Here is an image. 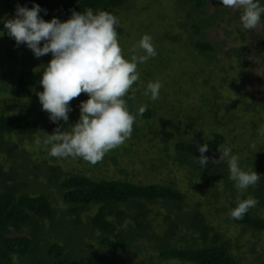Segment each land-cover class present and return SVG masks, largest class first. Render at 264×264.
Segmentation results:
<instances>
[{
    "label": "rangeland",
    "instance_id": "obj_1",
    "mask_svg": "<svg viewBox=\"0 0 264 264\" xmlns=\"http://www.w3.org/2000/svg\"><path fill=\"white\" fill-rule=\"evenodd\" d=\"M178 1L126 0L117 9H105L118 18V41L126 57L144 33L152 36L156 49L155 56L142 63L138 62L139 79L129 89L131 100H126L129 110L135 114V120L130 136L122 144L107 151L101 160L90 163L78 156H50V146L34 143L37 135L43 137L41 131L30 136L15 134L12 136L16 139V154L11 157L2 153V165L6 167L13 160L18 171H27L23 178L28 179V185L24 189L30 192L41 188L46 192L57 209L56 217L66 208L57 184L47 182L43 176L37 175L35 179L38 187L31 188L29 176L36 171L34 164L41 160L58 164L63 171L86 174L93 178L173 185L184 192L187 207L200 204L198 207L204 213L205 221L230 241V251L238 257L240 264H260L264 260V231L234 224L230 216L227 199L231 197L225 192L230 191L221 180L222 170L229 172L227 160L216 159L219 155L217 152L212 162L219 165L209 168L211 175L207 172L203 178H199L194 164L188 160L179 161L174 144L179 139L204 140L211 137L213 131L221 132L225 142L220 148L230 145L231 151L238 155L242 168L250 169L252 166L259 177L264 176V133L261 132L264 130V13L255 27L243 28L239 18L235 17L239 9L223 6L221 0H208L206 11L214 12L222 8V16L216 17L213 24L205 27L201 33L203 39L215 43V50L201 53L190 44L189 38L195 33L189 24L191 19L185 17V11L178 6ZM261 3L264 4V0ZM15 5L14 0H0V17L13 15ZM188 6L186 4V8ZM39 14L45 20L52 16L63 20L71 13L55 7ZM191 14L196 16L197 12L191 9ZM233 47L242 48V55L236 56L231 52V55L225 54V51ZM135 51L138 54L143 52L139 48ZM49 58V53L36 57L23 43L16 45L8 35L0 36V113L29 111L37 116L42 126L40 130L48 134L52 132L47 128L48 125L55 122L49 120L46 110L41 109L36 97V91L41 90L42 86L37 84L30 97H14L8 90L16 83L15 79L21 69L29 67L41 72V64L47 63ZM156 79L162 82V87L158 98L152 100L145 95V89L147 82ZM86 98L84 92L73 97L69 101L71 111L68 120L56 122L70 126L78 118L79 101ZM141 104L150 107V116L145 117L143 112L137 113ZM23 151L26 156L19 157ZM215 189L218 194L213 197L210 192ZM248 189L249 186L244 189V193ZM249 195L245 194L244 198ZM119 206L125 208L124 204ZM147 206L151 215L158 213L154 215L155 222L168 209L160 200L148 202ZM251 208H254L256 214L264 216V203H256ZM95 209V205H90L82 215L93 213ZM38 223V227L26 225L19 232L13 231L37 238L35 255L44 254L41 237L50 242L59 241L73 253L77 251L78 243L73 238V231H64L66 234L72 232L69 237L57 238L61 229L64 230L61 225L65 223H57L53 227H50L47 219ZM92 233L93 236L98 235V231ZM84 237L79 239L85 242L90 239V245L96 246V238ZM146 254L144 248L135 255L128 249L117 253L109 264H144ZM153 257L157 264H189L177 259ZM29 260L14 255L13 264H29ZM86 264L97 263L91 258Z\"/></svg>",
    "mask_w": 264,
    "mask_h": 264
},
{
    "label": "trees",
    "instance_id": "obj_2",
    "mask_svg": "<svg viewBox=\"0 0 264 264\" xmlns=\"http://www.w3.org/2000/svg\"><path fill=\"white\" fill-rule=\"evenodd\" d=\"M14 1L16 4L28 7L32 4V0ZM125 1L35 0L42 9L48 11L57 7L67 13L73 10L83 11L87 7H91L94 11L117 9L124 5ZM207 2L208 0L178 1V6L185 11V17L191 19L189 24L195 33L189 38L190 44L201 53L215 50V43L203 39L201 33L205 27L213 24L216 17L222 16V8L207 12ZM186 4H189V8H186ZM191 9L197 12L196 16L191 14ZM239 15L240 11L235 13V17L239 18ZM242 51L240 47H233L225 51V54L229 55L231 52L241 56ZM39 78L40 72L37 70L23 68L15 79L16 83L8 91L14 97H30L32 89L39 84ZM124 98L127 101L131 100L132 93L128 90ZM34 101L33 99L32 102ZM151 113L149 106L143 111L145 117L150 116ZM57 125L63 127L64 131L70 130V126L63 122L51 123L47 128L53 131ZM41 127L37 116L29 111L16 114L0 113V264H13L14 255H18L21 259L30 258L29 264H86L91 258L95 259L97 264H109L113 262L117 253L130 249L135 255L143 248L147 251L144 264H157L153 255L159 259H177L189 264H240L238 257L230 251V241L205 221L204 213L198 207L200 204L187 207L184 192L173 185L93 178L86 174L63 171L58 164L41 160L40 163L34 164L36 171L29 176L33 185L31 188L38 187L35 179L37 175L43 176L47 182L57 184V190L66 203V208L59 217H56L57 209L46 192L41 188L30 192L24 189L28 185V179L23 178L27 175V171L24 169L18 171L13 160H10L11 163L6 167L2 165L4 159L2 153L11 157L16 154V139L12 135L30 136L39 132ZM224 142V135L213 131L212 136L204 140L179 139L175 142L174 148L179 161H190L196 167L195 172L199 178H203L207 172L211 175L209 168L213 169L219 164L210 160L202 168L198 163L199 153L196 146L199 143H207L205 155L212 159L218 152L217 148H220ZM23 153L24 151L20 152L19 157H25ZM222 171L223 186L230 191H225L231 197L227 199L230 210L238 199L245 197V194L254 196L257 203H264V176L259 177L257 182L250 185L248 191L244 193V190L240 191L234 186V182L229 179V172ZM213 175L218 176L216 173ZM217 194V189L210 192L213 197ZM155 200L162 201L168 208L156 222L154 215L157 216L158 213L151 215L147 206L148 202ZM120 204H124L125 208L119 206ZM90 205L96 206L95 211L83 216L82 212ZM44 219L48 220L50 227L57 223L60 225L65 223L61 225L64 230L61 229L57 238L69 237L73 231L74 237H72L79 245L76 247L77 251L75 250L74 253L70 249L68 251L59 241L50 242L40 236L42 241L40 244L44 243V254L37 256L35 255L37 238L13 233V231L19 232L26 225L38 227V221ZM231 219L234 224L255 231H264V216L256 214L254 208L250 207L239 219L233 217ZM68 230H71L68 234L64 233ZM95 231H98V235L93 236L92 232ZM84 235L96 238V246L90 245V239L89 242L81 241L79 237L83 239ZM88 246L90 248H87ZM260 264H264V260Z\"/></svg>",
    "mask_w": 264,
    "mask_h": 264
},
{
    "label": "clouds",
    "instance_id": "obj_3",
    "mask_svg": "<svg viewBox=\"0 0 264 264\" xmlns=\"http://www.w3.org/2000/svg\"><path fill=\"white\" fill-rule=\"evenodd\" d=\"M221 5L239 9V20L243 28L255 27L264 13L261 0H221ZM46 12L32 0L31 7L17 3L10 17H0V36L8 35L16 45L23 43L32 54L39 57L49 53L47 63L41 64L36 91L42 110H46L50 121H67L71 111L69 101L84 92L87 98L78 104V118L70 124V130L63 131L60 125L43 137L37 135L34 143L50 146V156H78L95 163L110 149L119 146L130 136L135 114L132 113L125 94L139 79L138 62L142 63L156 55L152 36H140L129 56L122 52L116 27L118 18L111 11L93 10L71 11L66 19L56 16L45 20L39 13ZM136 48L142 49L137 53ZM162 82L159 79L147 82L145 95L155 100L159 96ZM146 104H141L137 113H142ZM264 133V130H261ZM198 163L202 168L212 160L205 155L207 143L197 146ZM216 159L227 160L229 179L243 191L259 179L251 166H240L239 157L231 151L230 145L217 148ZM215 160V159H214ZM254 196L238 199L230 210V216L239 219L255 206Z\"/></svg>",
    "mask_w": 264,
    "mask_h": 264
}]
</instances>
